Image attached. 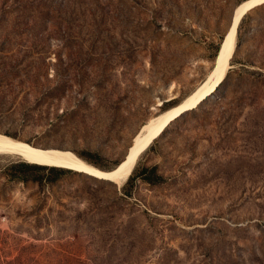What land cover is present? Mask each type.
Here are the masks:
<instances>
[{
    "label": "rangeland",
    "instance_id": "374dc122",
    "mask_svg": "<svg viewBox=\"0 0 264 264\" xmlns=\"http://www.w3.org/2000/svg\"><path fill=\"white\" fill-rule=\"evenodd\" d=\"M244 1L0 0V134L116 167ZM242 19L222 84L140 151L159 184L0 154V264H264V3Z\"/></svg>",
    "mask_w": 264,
    "mask_h": 264
},
{
    "label": "bare ground",
    "instance_id": "6f19581e",
    "mask_svg": "<svg viewBox=\"0 0 264 264\" xmlns=\"http://www.w3.org/2000/svg\"><path fill=\"white\" fill-rule=\"evenodd\" d=\"M264 0H246L237 6L232 15L230 28L225 36L215 67L208 78L185 100L149 120L134 138L123 161L110 170H102L87 163L74 153L66 150L40 148L0 134V154L20 157L25 162L72 170L95 179L122 185L130 176L140 151L167 125L185 111L196 106L206 95L216 89L225 67L233 54L235 34L240 18L252 7L263 4ZM219 86V85H218Z\"/></svg>",
    "mask_w": 264,
    "mask_h": 264
},
{
    "label": "trees",
    "instance_id": "16d2710c",
    "mask_svg": "<svg viewBox=\"0 0 264 264\" xmlns=\"http://www.w3.org/2000/svg\"><path fill=\"white\" fill-rule=\"evenodd\" d=\"M242 22H243V19L240 21V23L238 25H240ZM221 84L222 83H220L218 85L220 86ZM218 85H217L216 89L214 90V92L218 89V87H219ZM90 157H97V155L91 154ZM81 159H83V158H81ZM84 161L98 167L97 165H95V163L91 159H85ZM52 168H54V167H52ZM98 168H100V167H98ZM10 169L13 171H21V169H39V168L35 167V166L25 165L22 163V164H19L16 166H11ZM100 169L105 170L103 168H100ZM51 171L56 175L60 174L62 172L61 170H56V168L52 169ZM135 177H136V180L139 181L140 183H145V184H149V185L159 184L163 179L162 176L160 174H158L157 166H151V167L142 166L136 176H131V174H130L128 179L125 181L126 185H124V187H123V195H125L126 197L130 193H129L128 189L125 188V186L129 187V184H130V186H132L134 183L133 179Z\"/></svg>",
    "mask_w": 264,
    "mask_h": 264
},
{
    "label": "water",
    "instance_id": "95a60500",
    "mask_svg": "<svg viewBox=\"0 0 264 264\" xmlns=\"http://www.w3.org/2000/svg\"><path fill=\"white\" fill-rule=\"evenodd\" d=\"M219 51H220V47H219V50H218L217 54L219 53Z\"/></svg>",
    "mask_w": 264,
    "mask_h": 264
}]
</instances>
